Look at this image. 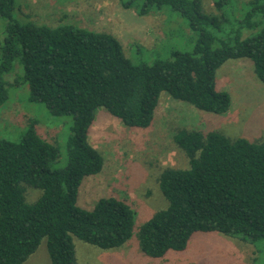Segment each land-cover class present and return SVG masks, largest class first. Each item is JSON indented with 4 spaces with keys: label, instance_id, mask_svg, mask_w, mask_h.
Returning a JSON list of instances; mask_svg holds the SVG:
<instances>
[{
    "label": "trees",
    "instance_id": "1",
    "mask_svg": "<svg viewBox=\"0 0 264 264\" xmlns=\"http://www.w3.org/2000/svg\"><path fill=\"white\" fill-rule=\"evenodd\" d=\"M147 15L168 6L197 34L192 52L173 50L152 64L134 65L118 38L73 24L50 27L14 17L15 0H0V106L8 99L5 75L19 60L29 100L55 117H72L67 164L50 166L59 149L30 121L19 142L0 140V264H23L46 238L51 264H78L73 237L101 249L118 248L132 238L136 211L126 198H100L92 209L78 205L86 177L100 173L103 155L89 135L99 108L130 128L151 126L163 93L195 108L225 114L232 106L217 88V70L228 60L250 59L264 83V0H236L251 8L241 29H262L242 39L240 30L222 35L229 22L224 8L233 0H212L220 14L204 10L202 0H119ZM138 2V3H137ZM224 11V12H222ZM189 167L165 168L159 188L167 206L137 232L142 252L163 258L184 251L198 232H218L251 244L264 241V142L232 139L218 131L182 128L173 136ZM26 186L42 191L27 201Z\"/></svg>",
    "mask_w": 264,
    "mask_h": 264
},
{
    "label": "rangeland",
    "instance_id": "2",
    "mask_svg": "<svg viewBox=\"0 0 264 264\" xmlns=\"http://www.w3.org/2000/svg\"><path fill=\"white\" fill-rule=\"evenodd\" d=\"M202 1L206 12L221 13L212 0ZM250 8L238 5L236 0L227 5L224 10L230 20L221 34L233 35L239 29L242 39L256 35L262 25L253 30L239 28V20ZM137 9L125 8L119 0H15L14 17L50 27L73 24L112 33L134 65L152 64L158 57H169L173 50L192 52L197 34L180 13L164 6L141 16ZM4 24L0 21L2 29ZM23 73V66L15 60L13 70L5 75L11 84L7 85L9 97L0 106V140L19 142L29 122L36 121L41 137L59 149V157L50 169H64L72 117L52 116L44 104L31 102ZM216 81L217 88L227 91L232 100L225 114L201 111L167 93L162 94L147 128L127 127L106 109H98L89 141L103 155L105 164L100 173L84 179L78 205L92 209L109 194L126 198L136 211L135 231L124 245L112 249H101L73 237L78 264H264V241L251 244L218 232L195 233L184 251H169L163 258L146 256L139 245V227L167 206L159 188L161 172L168 167H189L188 158L173 138L179 129L218 131L232 139L264 142V83L256 77L252 61L228 60L217 70ZM26 195L27 201L34 203L42 191L26 186ZM23 264H51L46 238Z\"/></svg>",
    "mask_w": 264,
    "mask_h": 264
}]
</instances>
